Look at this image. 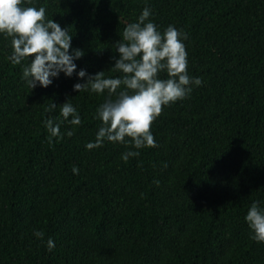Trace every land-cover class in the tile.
Segmentation results:
<instances>
[{
  "label": "trees",
  "instance_id": "trees-1",
  "mask_svg": "<svg viewBox=\"0 0 264 264\" xmlns=\"http://www.w3.org/2000/svg\"><path fill=\"white\" fill-rule=\"evenodd\" d=\"M22 6L45 7L83 50L78 68L105 77L121 75L114 42L147 6L160 31L188 34V74L202 83L162 106L150 126L156 145L125 161L130 144L85 147L101 126L97 106L115 94L73 91L77 77L62 73L29 88L21 78L29 58L13 64L11 37L0 34V264H264V243L244 220L253 201L264 207V0ZM65 100L79 125L60 116ZM48 118L60 138H50Z\"/></svg>",
  "mask_w": 264,
  "mask_h": 264
},
{
  "label": "clouds",
  "instance_id": "clouds-1",
  "mask_svg": "<svg viewBox=\"0 0 264 264\" xmlns=\"http://www.w3.org/2000/svg\"><path fill=\"white\" fill-rule=\"evenodd\" d=\"M24 4L25 0H0V34L11 37L8 59L13 64L29 58V63L22 65L21 76L29 88H47L62 73L65 77H77L73 91L101 94L107 90L109 96L115 94L97 106L101 126L95 141L85 145L88 149L101 146L104 140L130 144L131 148L121 153V159L127 161L138 156L139 149L154 147L156 141L150 126L162 106L186 98L193 86L202 83L199 77L188 74L184 43L188 34L173 25L160 31L149 19L152 13L147 6L135 22L126 24L120 39L114 42L117 55L111 57L112 71L121 75L105 77L103 71L89 73L86 68H78L76 61L83 56V50L72 46V35L66 28L53 18H46L45 7ZM161 73H166V78H161ZM55 107L52 103L45 111ZM60 116L71 125L81 123L76 107L67 100L61 103ZM44 126L50 138L61 137L60 124L52 118L46 119ZM72 134L71 129L64 133ZM72 172L76 174L78 169L73 166ZM244 220L252 239L264 243V207L259 201L251 203ZM34 235L42 238L43 232L34 230ZM46 244L49 251L55 247L51 238Z\"/></svg>",
  "mask_w": 264,
  "mask_h": 264
}]
</instances>
